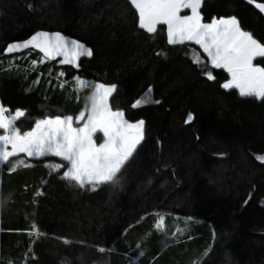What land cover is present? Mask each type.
I'll use <instances>...</instances> for the list:
<instances>
[{
	"label": "trees",
	"instance_id": "obj_1",
	"mask_svg": "<svg viewBox=\"0 0 264 264\" xmlns=\"http://www.w3.org/2000/svg\"><path fill=\"white\" fill-rule=\"evenodd\" d=\"M251 5L203 0L200 12L205 23L235 16L264 43V16ZM37 32L61 33L93 55L77 68L43 60L38 49L6 54ZM196 52L205 57L193 43L169 45L164 25L154 34L140 29L129 0H0V104L9 115L25 112L16 122L22 132L46 118L75 120L94 91L77 90L79 76L115 85L112 109L130 122L143 120L146 136L116 181L95 191L55 174L48 165L63 162L58 157H14L31 165L15 172L2 165L0 264H264V100L224 89L230 75L194 63ZM254 63L264 66V58ZM146 94L149 102L133 108ZM149 135L157 142L151 137L145 145ZM198 145L224 187L181 160ZM232 152L246 155L242 173L226 172ZM160 215L166 234L154 228Z\"/></svg>",
	"mask_w": 264,
	"mask_h": 264
},
{
	"label": "snow or ice",
	"instance_id": "obj_2",
	"mask_svg": "<svg viewBox=\"0 0 264 264\" xmlns=\"http://www.w3.org/2000/svg\"><path fill=\"white\" fill-rule=\"evenodd\" d=\"M247 2L264 14V2ZM130 4L138 14L140 29L154 34L157 26H166L169 45L194 43L205 54L202 59L199 52L194 53V63L204 68L210 65L212 69H223L230 75V79L222 85L224 89H236L242 97L264 100V66L254 63L257 58H264V43L250 31L242 29L235 16L213 18L205 23L200 12L203 0H130ZM182 10H189L190 14L181 15ZM29 48L38 49L43 54V60L61 57V64L77 68L82 57L93 55L92 49L83 43L70 40L61 33L47 32H37L24 42L13 43L6 51L15 53ZM206 76L209 80L215 79L211 70L206 71ZM74 83L77 90L94 89L90 104L78 114L75 126L72 116H57L36 121L31 130L22 133L16 122L25 116V112L16 110L9 115L10 110L0 104V166L9 164V171L15 172L19 167L31 166L24 159H12L20 157L21 153L35 158L51 156L66 164L48 166L54 171L66 167L62 179L81 189L90 186V190L95 191L101 185L116 181L117 175L144 139V121L129 122L122 110L112 109L109 98L116 91L115 85L96 84L79 76L74 78ZM150 92L151 89L148 94ZM148 94L137 99L132 107L139 108L148 103ZM193 118L190 113L186 123ZM98 132L102 133L100 143L95 138ZM259 159L264 162V156ZM36 195L42 193L37 192ZM3 197L0 188V199ZM164 220L163 215L158 216L154 225L158 233L166 234ZM32 229V234L39 237L41 233L37 226L33 225ZM64 242L70 243L67 240ZM97 250L101 253L112 251L103 247Z\"/></svg>",
	"mask_w": 264,
	"mask_h": 264
},
{
	"label": "bare ground",
	"instance_id": "obj_3",
	"mask_svg": "<svg viewBox=\"0 0 264 264\" xmlns=\"http://www.w3.org/2000/svg\"><path fill=\"white\" fill-rule=\"evenodd\" d=\"M200 147H190L188 148L187 152L183 154L181 157V160L184 162V164L192 171H198L200 174V178L202 180H210V179H216L217 178V185L219 187H224L223 184V174L222 175H217L214 173V171L211 169L209 166V160L207 155L205 154L204 151H202ZM241 153V158L236 157V155L232 152L230 157H228L227 165L228 168L226 172L227 174L237 171L238 173H242L243 169V163L245 162L246 155L242 152ZM219 163L223 164L224 161L220 160ZM178 167L181 169L180 165L178 164ZM226 174V175H227ZM219 178V179H218ZM199 181V179L197 180Z\"/></svg>",
	"mask_w": 264,
	"mask_h": 264
},
{
	"label": "rangeland",
	"instance_id": "obj_4",
	"mask_svg": "<svg viewBox=\"0 0 264 264\" xmlns=\"http://www.w3.org/2000/svg\"><path fill=\"white\" fill-rule=\"evenodd\" d=\"M130 1V0H129ZM186 14H190V12H189V10H182L181 11V15H186ZM82 18V17H81ZM106 21H109L108 19L106 20ZM79 24H85V23H83V20L82 19H79ZM91 25V24H90ZM157 28H158V26H157ZM109 30H110V27H109ZM188 43H191V42H188ZM194 44V43H193ZM198 46V45H197ZM202 50V49H201ZM56 58H60V59H62L61 57H56ZM83 58V57H82ZM97 84H102V83H97ZM105 85V84H104ZM106 86H110V85H106ZM230 90V89H229ZM93 95H94V91H93V94H92V96H91V99H92V97H93ZM113 95V94H112ZM111 98V97H110ZM110 98H109V103H110ZM91 99H90V102H91ZM90 104V103H89ZM111 105V104H110ZM86 115H87V112H86ZM61 118H64V117H66V116H60ZM55 118V117H54ZM126 119V118H125ZM74 120V119H73ZM127 120V119H126ZM130 122V121H129ZM138 122V121H137ZM81 124L83 123V121H81L80 122ZM132 123H135V122H132ZM74 126H75V120H74ZM22 132V131H21ZM23 133V132H22ZM101 137H102V133H97L96 134V140H97V143H100V142H102V140H101ZM151 135H149L148 136V141H146V143H145V145L147 144H149L150 143V139H151ZM145 138H146V136H145V124H144V139H143V141L137 146V148H136V150L141 146V144L144 142V140H145ZM153 138V142H157V139L155 140L154 139V137H152ZM199 147H201V145H198ZM136 150H135V152H136ZM135 152L132 154V156L127 160V162L125 163V165L123 166V168L121 169V171L125 168V166L131 161V159L133 158V156H134V154H135ZM21 155H25V154H23V153H21ZM27 157V156H26ZM27 158H29V159H32L31 157H27ZM35 158V157H34ZM42 158H45V157H42ZM42 158H39V159H42ZM49 158H51V159H54L53 157H51V156H49ZM136 160H137V157L129 164V166L125 169V173L127 174V173H129V171H131V169L132 168H134L135 167V163H136ZM59 163H64V164H66V162H59ZM1 167V166H0ZM64 169V170H63ZM66 171V168H62V169H60L59 171H56V173L55 174H58L59 173V177L60 178H62V176H63V173ZM121 171H120V173H121ZM61 172V173H60ZM119 173V174H120ZM118 174V175H119ZM117 175V176H118ZM122 179V176L120 177V180Z\"/></svg>",
	"mask_w": 264,
	"mask_h": 264
},
{
	"label": "water",
	"instance_id": "obj_5",
	"mask_svg": "<svg viewBox=\"0 0 264 264\" xmlns=\"http://www.w3.org/2000/svg\"><path fill=\"white\" fill-rule=\"evenodd\" d=\"M254 9H255V7H254V5H251ZM259 14H261L257 9H255ZM262 16H264V14H261ZM6 54H11V53H7V51H6Z\"/></svg>",
	"mask_w": 264,
	"mask_h": 264
},
{
	"label": "crops",
	"instance_id": "obj_6",
	"mask_svg": "<svg viewBox=\"0 0 264 264\" xmlns=\"http://www.w3.org/2000/svg\"><path fill=\"white\" fill-rule=\"evenodd\" d=\"M32 159H39V158H34V157H31Z\"/></svg>",
	"mask_w": 264,
	"mask_h": 264
}]
</instances>
